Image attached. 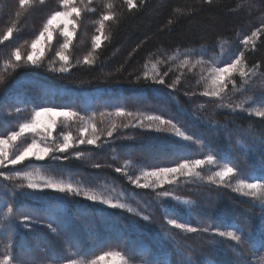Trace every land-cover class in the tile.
Returning <instances> with one entry per match:
<instances>
[{"label":"trees","instance_id":"16d2710c","mask_svg":"<svg viewBox=\"0 0 264 264\" xmlns=\"http://www.w3.org/2000/svg\"><path fill=\"white\" fill-rule=\"evenodd\" d=\"M129 10L124 0H76L84 11L77 20V31L66 55L69 57L68 73L49 71L60 67L56 51L63 43L59 31L53 34L52 46L45 50L40 67L26 66L13 72L4 70V61L9 59L15 48L22 53L30 51V44L42 30L43 23L55 10H61L59 0H30L28 6L20 9L19 0H0V37L8 27H13V35L0 43V135L18 130V125L31 119V113L40 107L68 108L88 117L95 113L94 123L105 130L113 118L107 116L114 106L122 105L128 111L161 115L171 118L177 126L199 143L186 142L169 132L157 133L147 128H118L114 142L102 147L78 145L69 149L68 160H29L24 164L3 170L15 175V170L41 175L72 183L82 189L80 196L57 193L52 190L18 191L31 193L30 199L18 197L9 191L15 185L25 183L17 177L5 181L0 177V259L4 255V244L9 243V233L4 225L14 215L8 212V204L39 220L25 229L15 219L11 232L15 247L11 249L16 260H30L31 264H52L49 256H66L71 259L91 260L106 251H119L134 264H194L196 260L214 264H245L237 253L251 264H264V230L262 211L264 205L252 197L245 198L232 191L231 187H218L207 177L217 171L216 166H205L200 176H178L172 183H163L155 188H137L129 177H142L145 171L157 167H175L184 159H202L207 154H215L221 163L239 166L237 178L250 181L258 178L259 163L264 156L254 145L264 141V120L252 117L247 111L218 107L223 104L243 103L248 108V97L252 90L264 89V75H258L246 86L249 91H239L243 82L235 75L236 88L229 85L223 100L199 95L206 84L200 79L202 70L219 64L221 60L235 58L240 51L245 53L248 67L260 63L264 65V35L256 41L255 48H245L240 41L260 26L264 16V0H145ZM111 4L117 19L106 22L105 35L99 49L93 50L92 37L98 35L97 21L106 5ZM20 15H17V12ZM92 53V65L83 63L85 56ZM192 64L204 61L191 71V65L180 67L185 54ZM172 84L177 76L181 78L173 91L164 85L145 82L142 73L145 65L151 71L152 65ZM264 72V68L261 69ZM137 76H141L139 81ZM185 92L196 93L191 97ZM171 93V96L169 95ZM256 104L264 106V98L256 95ZM22 109L17 113L15 109ZM104 112L106 115L101 116ZM126 120L116 118L117 124ZM82 122L76 118L61 123L58 121L54 137L70 132L79 136ZM131 137L132 139H124ZM36 139L33 135L25 140ZM62 139V137H61ZM42 142V141H41ZM19 145V142H18ZM77 153L84 158L78 159ZM259 158L256 160L255 157ZM127 162V163H125ZM99 163L100 168L93 165ZM27 165V167H25ZM116 167L122 170L115 171ZM141 183L145 181L141 178ZM235 180L231 184L235 185ZM7 185V187H5ZM171 195L163 196L161 193ZM103 197H116L118 193L126 197L134 209H113L84 198L83 193ZM177 199V201L175 200ZM179 200V201H178ZM148 216L146 221L144 217ZM176 219L198 229L207 225L221 231L239 228L245 236L242 244L229 241L226 237H215L223 243L209 245L212 233L197 231L188 233L168 224ZM49 223L59 230L54 234ZM140 240V243L138 241ZM91 251L87 256L81 255ZM244 254V255H243ZM66 264V261L61 262ZM246 264H249L246 261Z\"/></svg>","mask_w":264,"mask_h":264},{"label":"snow or ice","instance_id":"6c2138e0","mask_svg":"<svg viewBox=\"0 0 264 264\" xmlns=\"http://www.w3.org/2000/svg\"><path fill=\"white\" fill-rule=\"evenodd\" d=\"M43 0H41V3ZM129 10L137 7L134 0H124ZM206 3H211V0H205ZM30 0H19L20 9H24L28 6ZM91 4L92 0H88ZM140 5L145 3V0H139ZM245 4H249V0H245ZM59 7L61 10L53 11L43 23L42 30L39 35L31 41L30 51L26 54L22 53L20 48H15L11 51L9 59L4 61V70L7 72L11 69L15 72L16 69L26 66L40 67L41 62L45 55V50L50 49L53 41V34L59 31V36L63 37V43L60 45L59 50L56 51V57L60 61V67L50 68L49 71L57 73H68L70 70L69 57L66 55V51L69 49L73 42V37L77 31V20L81 17L82 12L89 11L94 12L95 9L81 8L77 6L76 0H59ZM112 5H106L108 10L103 11L99 20L97 21L98 27L96 32L98 35L92 37V48L93 50L99 49L101 47L102 41L108 40V36L105 35L106 22L115 21L117 15L112 11ZM20 15V12H17ZM14 32L13 27H8L6 32L0 37V43L7 41ZM264 35V16L261 17L260 26L256 27L251 31L250 35L244 36L240 43L247 48L249 45L255 48L256 41L259 37ZM230 62L228 59L221 60L223 66L215 64L207 68L206 75L202 74L200 79L205 82V89L199 93V95L204 97L216 98L223 100L229 85H232L233 89L236 88L235 75L238 74L240 80L247 85L249 81L258 75H264L261 71L264 65L260 63L252 65L251 68L248 67L245 61L244 51H240L235 58L230 57V52L228 54ZM92 53L85 56L83 63L87 65L93 64V59H91ZM189 54H185V59L181 61L180 67H189V71L195 68L197 65H202L204 61H197L196 64H192L188 58ZM169 75L168 72L160 73L156 69V65L153 64L151 71L148 70V66L145 65V71L142 73L145 82L151 81L153 84L164 85L173 91L178 90L177 85L180 83L181 78L179 76L173 81L172 84H167L165 77ZM141 76H137L136 80L139 81ZM4 83V77L0 76V84ZM245 87V91H249ZM253 95L248 97L249 107L245 108L243 103L236 104L233 107L230 104L219 105L218 107L229 108L233 112L236 109L241 111H247L249 115H254L256 117L264 118V106L252 107L251 105L256 104V95L264 98V89L252 90ZM196 93L185 92L186 96L191 97ZM171 96V93L169 94ZM17 113L22 111L21 108L17 107L15 109ZM100 115L103 117L106 114L101 112ZM47 117V123H42L41 117ZM109 118H113L110 125L105 129L101 130L94 123L95 113L85 117L79 112L62 108L57 109L55 107H40L31 113V119L26 120L18 125V130L9 131L6 135H0V169L9 168V166H16L23 164L24 161L34 159L37 161L45 160L46 158H51L53 160H68L70 157L67 155H58L67 153L69 149L74 148L78 145H92L95 147H102L106 144L114 142V134L117 132L118 128H141L154 130L157 133L169 132L172 135L182 139L186 142L199 143L193 135L187 134L182 131L177 123L173 119L162 118L161 115L146 114L143 112H131L128 111L124 106L117 105L114 106V110L107 113ZM62 118L61 123L72 120L73 118L78 119L82 122V127L79 128V136L73 137L70 132L61 133V137H54L53 133L56 129L58 120L57 118ZM116 118L126 120V123L117 124ZM28 134H32L33 137L39 136L42 143H37V140L33 138L30 143H27L25 138ZM104 139V145L100 142ZM124 139H132L131 137H125ZM19 142V145H18ZM22 145V146H20ZM256 150H258L262 156H264V141H260L258 144L254 145ZM78 159H83V153H77ZM127 163V162H125ZM264 164V161H262ZM205 166H216L217 171L213 172L211 176L207 179L211 184H215L218 187H231L233 192L240 193L245 197H252L257 199L264 205V182L260 180H255L253 182H248L245 179L237 178L240 174L239 166L233 163H221L220 159L215 154H207L202 159H184L181 163H178L175 167H157L151 171H145L142 173V177H137L129 180L137 188H155L159 184L172 183L178 176H200V172L197 171L199 168H204ZM27 167V165H25ZM94 168H100L99 163L93 165ZM120 167H116L115 171L117 173L121 172ZM0 177L5 181H14L17 177L21 181L25 182L22 184H17L13 189L9 191L16 192L18 197L25 199L31 198V193L27 191H18L20 189L26 188L29 190H52L57 193H68L74 194L75 196H80L82 189L79 186H74L72 183H66L64 181L53 179L46 175H41L39 172L32 173L28 171H21L19 169L15 170V175L6 174L0 171ZM141 178L145 181L141 183ZM235 180V185L231 184V181ZM7 187V185H5ZM84 198L91 202H98L101 205H106L113 209H127L128 212H133L134 209L124 203L113 202L111 199L105 198L101 195L90 194L88 192L83 193ZM163 196L171 195L169 192L165 191L161 193ZM8 212L14 215L9 220L7 224L4 225V229L9 233L8 239L9 243L4 244V255L0 259V264H31L30 260H20L17 261L14 254H12L11 249L15 247L12 242L11 232L15 228V219L19 217V223L25 229L31 230V225L34 223H39L40 221L30 216L27 211H21L15 207V202L8 204ZM262 216H264V211H262ZM149 217L145 216L144 220H148ZM168 224L174 226L177 229H182L188 233H195L197 231L208 232L213 234V238L208 241L209 245H217L223 243V240H216L215 237L227 238L229 241L236 242L237 245L242 244L245 240V236L239 228L234 230L221 231L218 228H214L211 225H207L203 228H196L188 226L184 223H178L176 219H169ZM54 234L60 235L59 230L52 226L51 223L47 225ZM262 227H264V220H262ZM261 245L264 246V241H261ZM89 252H84L81 250L82 256H87L91 254ZM48 259L52 261V264H61V262L66 261V264H129V260L125 258L124 255L119 251H106L102 255L95 256L94 259H71L66 256L56 257L49 256ZM180 264H184L181 260ZM194 264H214V262L208 261L206 258L203 262L196 260Z\"/></svg>","mask_w":264,"mask_h":264},{"label":"rangeland","instance_id":"374dc122","mask_svg":"<svg viewBox=\"0 0 264 264\" xmlns=\"http://www.w3.org/2000/svg\"><path fill=\"white\" fill-rule=\"evenodd\" d=\"M57 32H58V30H57ZM46 50H48V49H46ZM251 81H249L248 82V84L250 83ZM248 84L247 85H245L244 83H243V86H242V84H241V86H240V88H239V91H244L245 90V87L246 86H248ZM252 117H255V118H261V117H256V116H254V115H252ZM261 119H263L264 120V118H261ZM57 120L58 121H61L62 120V118H57ZM41 121H42V123H47V117L46 116H44V117H41ZM30 135H32V134H28V136H30ZM28 139V138H27ZM36 140H37V143H42L41 142V139H40V137L39 136H36ZM31 142V139H28V143H30ZM20 146H22V145H20ZM259 157L258 156H256L255 157V159L257 160ZM30 160H34V159H30ZM26 162H29V160H26V161H24L23 162V164L24 163H26ZM259 167H258V169H259V171H260V174L258 175V178H255V179H251L250 181H248V182H253V181H255V180H260V181H262V182H264V164H262V162H260L259 163ZM11 167H15V166H9V168H11ZM201 168H199L198 170H200ZM3 170H5V169H0V171H3ZM29 190V189H28ZM30 191H34V190H30ZM37 190H35V192H36ZM117 196L116 197H113V196H105V198H108V199H111L113 202H119V203H124V204H127L128 206H129V204H128V202L126 201V197L123 195V194H121V193H118V194H116ZM243 196V195H242ZM243 197H245V196H243ZM245 198H249L250 199V197H245ZM176 201H177V199H175ZM179 201V200H178ZM263 228V230H264V227H262ZM138 241H139V243H140V240L138 239ZM141 244V243H140ZM102 255V254H101ZM244 255V254H243ZM237 258H239L241 261H243L245 264H246V261H248V263L249 264H251V262L248 260V259H245L242 255H239L238 253H237ZM94 259V258H93ZM129 264H134L133 262H129ZM242 264V263H241Z\"/></svg>","mask_w":264,"mask_h":264}]
</instances>
